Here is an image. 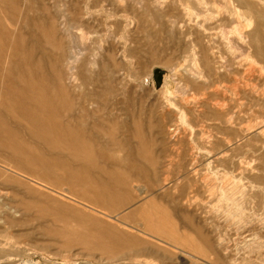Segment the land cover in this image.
Instances as JSON below:
<instances>
[{"label":"rangeland","instance_id":"rangeland-1","mask_svg":"<svg viewBox=\"0 0 264 264\" xmlns=\"http://www.w3.org/2000/svg\"><path fill=\"white\" fill-rule=\"evenodd\" d=\"M206 1L0 0V264H264V0Z\"/></svg>","mask_w":264,"mask_h":264},{"label":"bare ground","instance_id":"bare-ground-1","mask_svg":"<svg viewBox=\"0 0 264 264\" xmlns=\"http://www.w3.org/2000/svg\"><path fill=\"white\" fill-rule=\"evenodd\" d=\"M195 1H196V0H195ZM204 1H206V0H204ZM228 1H229V0H228ZM231 1H232V0H231ZM200 3H201V1H200L198 4L200 5ZM204 3H205V2H204ZM202 4H203V2H202ZM202 4H201V6H202ZM206 4H207V1H206ZM230 4H231V3H230ZM185 5H186V4H185ZM203 5H204V4H203ZM224 5H225V2H224ZM231 5H232V4H231ZM187 6H189V5H187ZM187 6H186V7H187ZM226 6L228 7V5H226ZM232 6H233V5H232ZM236 7H237V6H236ZM243 8H244V6H243ZM185 9H186V8H185ZM188 9H190V8L188 7ZM226 9H227V8H226ZM226 9H225V10H226ZM228 9H229V7H228ZM228 9H227V10H228ZM237 9H238V8H237ZM227 10H226V13H231V14H232L231 11L228 12ZM230 10H231V9H230ZM232 10H233V9H232ZM235 10H236V9H235ZM235 10H234L233 12H235ZM189 12H190V10H189ZM189 12H188V13H189ZM238 12H239V11H238ZM238 12H235V13H237V14L240 16L241 14L238 13ZM240 12H241V11H240ZM242 13H243V10H242ZM233 14H234V13H233ZM237 14H235L236 17H237ZM227 15H228V14H227ZM243 15H244V14H243ZM228 16H229V15H228ZM230 16H231V15H230ZM237 18H238L239 20H241V19H240L241 16H240V18H239V17H237ZM244 18H245V17H244ZM245 19H246V18H245ZM262 19H263V18H262ZM246 20H248V19H246ZM236 21H237V20H236ZM241 22H242V21H241ZM233 25H234V24H233ZM235 25H236V24H235ZM244 25H245V24H244ZM246 25H248L247 22H246ZM236 26H237V25H236ZM236 26H235V27H236ZM238 27H239V26H238ZM245 27H246V26H245ZM243 28H244V27H243ZM235 29H236L237 31L239 30V28L237 29V27H236ZM240 29H241V28H240ZM246 29H247V28H246ZM246 29H245V30H246ZM245 30H244V32H245ZM246 31H247V30H246ZM238 33H239V32H238ZM248 33H249V32H248ZM239 34H240V33H239ZM241 34H242V33H241ZM244 34H245V33H244ZM245 35H247V33H246ZM237 36H238V35H237ZM242 36H243V35H242ZM247 36H249V35H247ZM239 37H240V36H239ZM239 39H241V37H240ZM251 46H252V45H251ZM251 50H252V49H251ZM248 53H249V52H248ZM252 54H253V53H252ZM71 55H72V54H71ZM263 55H264V54H263ZM247 56H249V55L247 54ZM253 56H254V55H253ZM250 57H252V56H250ZM252 58H253V57H252ZM254 60H255V59H254ZM7 174H8V173H7ZM9 176H10V175L8 174V177H9ZM15 177H16V175H15ZM17 177H18V176H17ZM7 179H8V178H7ZM9 179H10V178H9ZM0 197H1V196H0ZM1 200H2V199H1ZM3 207H4V206H3ZM4 208H5V207H4ZM1 209H3V208H1ZM3 210H4V209H3ZM6 213H7V212H6ZM4 214H5V213H3V217H4ZM6 215H7V214H6ZM8 216H9V215H8ZM0 218H2V216H0ZM3 219H4V218H3ZM1 220H2V219H1Z\"/></svg>","mask_w":264,"mask_h":264},{"label":"water","instance_id":"water-1","mask_svg":"<svg viewBox=\"0 0 264 264\" xmlns=\"http://www.w3.org/2000/svg\"><path fill=\"white\" fill-rule=\"evenodd\" d=\"M154 80H155V84L156 86H159L160 82H161V73L159 72V70H154Z\"/></svg>","mask_w":264,"mask_h":264}]
</instances>
